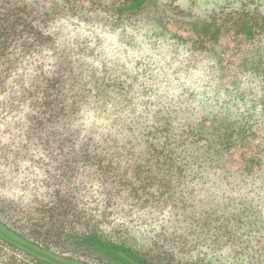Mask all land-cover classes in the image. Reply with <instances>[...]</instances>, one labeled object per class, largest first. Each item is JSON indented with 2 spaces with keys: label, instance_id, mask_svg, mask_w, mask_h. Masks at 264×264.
<instances>
[{
  "label": "rangeland",
  "instance_id": "374dc122",
  "mask_svg": "<svg viewBox=\"0 0 264 264\" xmlns=\"http://www.w3.org/2000/svg\"><path fill=\"white\" fill-rule=\"evenodd\" d=\"M29 1L38 2L40 13L55 12L41 27L58 35V50L83 45L106 77L137 83L131 96L162 100L188 119L264 116L263 44H193L189 34L164 19L256 7L264 12V0H157L161 13L140 20L84 11L70 15L64 0ZM2 81L0 140L18 153L9 165H1L0 158V218L9 229L36 237L60 259L85 264H138L136 258L142 264H264V176L173 177L169 187L155 188L153 197L143 194L141 201L129 198L123 181L107 186L100 177H55L44 167L36 140L24 160L22 131L30 126H23L30 110L9 94L13 79ZM91 234L123 247L126 261L82 244ZM5 256H12L8 249L0 251V259Z\"/></svg>",
  "mask_w": 264,
  "mask_h": 264
},
{
  "label": "trees",
  "instance_id": "16d2710c",
  "mask_svg": "<svg viewBox=\"0 0 264 264\" xmlns=\"http://www.w3.org/2000/svg\"><path fill=\"white\" fill-rule=\"evenodd\" d=\"M64 2L68 6L63 10L70 15L84 11L87 16L106 13L117 20H140L161 13L157 0ZM40 9L34 1L0 0V88L6 89L3 78L13 79L9 94L18 95L20 106L34 112L28 113L23 125L30 123L22 131L24 160L29 143L36 140L44 152V167L52 169L55 177H100L107 186H120L123 181L131 189L129 198L136 201L143 194L153 197L155 188L169 187L173 177L262 179L263 115L233 119L191 115L188 119L171 112L162 100L131 96L137 83L106 77L93 64V52L83 45L77 50H58V35L41 27L54 19L55 12L40 13ZM160 16L164 18L165 13ZM164 19L166 25L176 24L189 34L193 44L236 43L248 48L257 43L264 48V12L257 7L220 10L204 18ZM18 45L23 49L19 51ZM20 106L15 107L18 112ZM15 155L17 151L0 140L1 165L12 163ZM47 232L58 237L51 229ZM35 238L9 229L0 218V251L8 249L12 254L0 259V264H85L60 259ZM83 242L110 259L126 261L128 257L123 247L96 234L84 237Z\"/></svg>",
  "mask_w": 264,
  "mask_h": 264
}]
</instances>
